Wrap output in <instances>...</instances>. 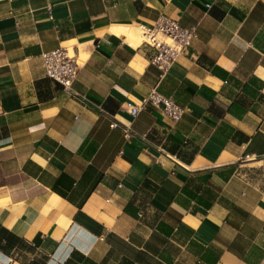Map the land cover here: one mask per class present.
I'll return each mask as SVG.
<instances>
[{
    "label": "crops",
    "instance_id": "0c3cea01",
    "mask_svg": "<svg viewBox=\"0 0 264 264\" xmlns=\"http://www.w3.org/2000/svg\"><path fill=\"white\" fill-rule=\"evenodd\" d=\"M161 14L196 38L160 79L113 30ZM156 85L178 123L124 110ZM0 264H264V0H0Z\"/></svg>",
    "mask_w": 264,
    "mask_h": 264
},
{
    "label": "built area",
    "instance_id": "2783aa9c",
    "mask_svg": "<svg viewBox=\"0 0 264 264\" xmlns=\"http://www.w3.org/2000/svg\"><path fill=\"white\" fill-rule=\"evenodd\" d=\"M49 14L51 16L50 12ZM137 29L140 32V43L150 49L148 61L159 71L160 79L168 74L182 50L196 38L195 27H182L162 14L158 16L152 27L138 26ZM41 59L46 76L61 85L65 92L72 94V85L79 68L78 57L73 49L60 47L53 51L43 52ZM147 106L157 109L172 123H178L184 114V108L172 98L159 93L157 85L151 88L139 102H126L124 110L134 118ZM116 126L115 122L111 125L112 128ZM131 135L128 127L123 128L125 139Z\"/></svg>",
    "mask_w": 264,
    "mask_h": 264
},
{
    "label": "bare ground",
    "instance_id": "6f19581e",
    "mask_svg": "<svg viewBox=\"0 0 264 264\" xmlns=\"http://www.w3.org/2000/svg\"><path fill=\"white\" fill-rule=\"evenodd\" d=\"M117 29H114L113 31H114V33H117V34H122V35H124L125 36V38H126V41L128 42V44H130L131 46H136L137 47V45L140 43V42H138V40H135V39H133V35H132V33H130V30H128V29H118V27H116ZM121 35V36H122Z\"/></svg>",
    "mask_w": 264,
    "mask_h": 264
},
{
    "label": "rangeland",
    "instance_id": "374dc122",
    "mask_svg": "<svg viewBox=\"0 0 264 264\" xmlns=\"http://www.w3.org/2000/svg\"><path fill=\"white\" fill-rule=\"evenodd\" d=\"M129 30V29H128ZM130 33H132V35H133V39H135V40H138V42H140L141 41V38H140V35H139V30L138 29H131L130 30Z\"/></svg>",
    "mask_w": 264,
    "mask_h": 264
}]
</instances>
